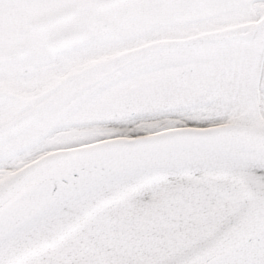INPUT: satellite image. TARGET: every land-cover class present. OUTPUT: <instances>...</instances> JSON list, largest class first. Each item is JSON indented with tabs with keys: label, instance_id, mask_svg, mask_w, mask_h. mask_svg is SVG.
Wrapping results in <instances>:
<instances>
[{
	"label": "snow or ice",
	"instance_id": "6c2138e0",
	"mask_svg": "<svg viewBox=\"0 0 264 264\" xmlns=\"http://www.w3.org/2000/svg\"><path fill=\"white\" fill-rule=\"evenodd\" d=\"M0 264H264V0H0Z\"/></svg>",
	"mask_w": 264,
	"mask_h": 264
}]
</instances>
